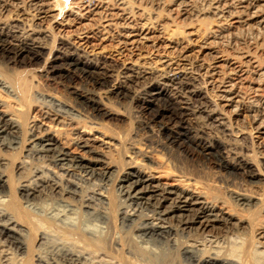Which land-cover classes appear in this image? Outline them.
I'll use <instances>...</instances> for the list:
<instances>
[{"label":"bare ground","instance_id":"1","mask_svg":"<svg viewBox=\"0 0 264 264\" xmlns=\"http://www.w3.org/2000/svg\"><path fill=\"white\" fill-rule=\"evenodd\" d=\"M193 1L177 3L178 9L186 11ZM209 2L213 14L221 18L227 14L231 23L220 21L216 28H206L192 58L190 39L176 29L168 31L169 21H154L156 12L149 8L154 0H0V9L27 4L34 17L76 26L80 34L91 33L95 40L115 43L131 53L148 46L158 51L162 44L169 51L183 49L176 61L167 52L159 59L168 69L178 65L183 71L180 77L160 74L157 82L135 92L120 79L108 80L80 58H69L67 68L56 62L48 65L44 77L51 82L59 79L73 104L46 94V102L40 101L42 120L24 114L26 92L14 89L0 74L1 89L14 96L17 105L10 108L0 96V264H185L182 252L201 261L209 258L211 263L264 264V199L230 184L224 189L227 198L222 197L195 169L202 164L219 171L227 162L214 137L206 138L201 125L188 122L187 117L198 112L213 122L217 112L205 102L194 104L199 93L190 81L196 78L186 72L187 67L198 71L205 84L217 87L218 98L233 105L237 114L246 111L252 129L264 133V52L225 57L211 40L235 24L259 19L264 23V0ZM29 49L27 42L10 45L0 38V59L7 63ZM206 54L215 60L210 62ZM160 80L188 92L184 105L171 103ZM113 97L136 103L139 127L147 133L145 140L167 156L166 168H152L146 162H152V145L144 151L132 145L124 166L113 165L109 154L120 148L119 139L93 126L102 125L104 118H116L104 101ZM74 111L87 118L88 130L79 128ZM57 127L62 140L53 134ZM25 143L28 147L14 175L12 160ZM234 149L233 167L250 181L256 173L247 168L249 160L242 150L246 146ZM258 164L263 168L264 158ZM82 207L91 212L84 214ZM52 231L60 241L51 237ZM232 237L241 239L240 248L231 246ZM156 242L172 249H152Z\"/></svg>","mask_w":264,"mask_h":264},{"label":"rangeland","instance_id":"2","mask_svg":"<svg viewBox=\"0 0 264 264\" xmlns=\"http://www.w3.org/2000/svg\"><path fill=\"white\" fill-rule=\"evenodd\" d=\"M69 1L70 0H68V3ZM157 1L158 0H154V4L149 5L150 10L153 8L151 11L156 12L153 18L154 21L159 22L161 19L165 22L169 21L168 24H170V26L168 25V31L176 29L178 34L185 36L184 38L187 40L190 39L193 48L190 53V57L192 58L196 56V50H198V45L204 37L202 34L206 28H216V26L220 24V21H223L227 25L231 23L229 21L230 17H226L227 14L221 18L219 15L213 14L212 10H209L210 0H195L189 2L191 5L187 6L186 11H181V8L178 9L179 6H177V3L178 5L181 3L182 6L187 0H163L164 3L160 4H157ZM23 4L24 3L18 5L19 8L18 6H12L10 11L0 9V38L6 40L10 45H19L23 42H27L30 49L29 52H24L17 61H10L7 63L0 59V74L14 87V89L22 88V90L26 92L24 108L22 107L26 116L35 115L38 120H42V105L40 101L46 102L48 99L45 97L46 94L72 106V96L66 93L64 88L58 83L59 79L51 82L47 81L44 77L48 65L56 62L63 64L65 66L64 68H67L65 63L71 57L80 58L85 62L91 63V65L94 66L93 68L104 73L105 78L108 80L120 79V81L125 84L126 88L132 92L139 90L143 86L157 82L160 74H165L167 76L166 78H168V76L170 78H177L183 73L180 68L178 69V65L173 64V69H168L162 64L161 60H159L162 55L167 52L169 58L171 57L170 59H173L172 61H176L177 58L175 57L177 55L179 56L183 52V49L179 48L178 50L176 49V51H173V49L169 51V49L162 44L158 51H154L152 47L148 46L144 47L141 52L135 51L131 53L126 50H121L115 43L108 45V43L99 42L90 35L91 33L80 34L75 30L76 26L61 25L51 18L40 19L39 17H34V13L26 6L27 4H25V6ZM262 15L264 17V11ZM169 19L172 21L176 19V21L174 20L170 23ZM260 20L261 19L251 24L232 25L226 31L217 32L211 40L216 42V46L219 49L218 51L225 57L240 55L241 53L243 54L249 51L253 54L261 55L263 54L262 52H264V23L259 22ZM194 29H199L197 35H186V31H194ZM262 56V58H264V54ZM206 57L210 62L215 60L213 55L206 54ZM164 59H168V57L166 56ZM151 67L154 69H151ZM186 70L189 76L196 78L190 81L192 90L199 93L198 99L200 100L197 102L193 100L194 104H198L200 101L205 102V104L208 105V109L217 112L216 119L213 122L207 121L204 114L199 112L194 116L189 115L187 117L189 120L188 122L191 123L192 126L201 125L204 131L202 135L206 138L214 137L219 146L218 149L222 152L227 162L225 168L219 171H216V169H209L202 164L200 166H195V169L197 168L198 171L200 170V175H202L203 180L205 179L204 181H206L207 185L210 184L209 186L214 187L217 191L219 189V193L222 197L227 198L224 189L226 184H230L231 186H240L264 199V167L262 168L258 164L264 158V133L252 129L246 111H241L237 114L236 111H234L235 107L233 105H227L226 101L218 98L217 95L219 91L217 87L205 84L202 77L198 76V71L196 72L190 67H187ZM73 79L75 83L77 82L76 84L80 83V79L76 76L73 77ZM160 81L159 85L167 89L169 94L168 99L171 103L176 107L184 105L182 102L184 98L187 97L188 92L177 88V84L173 82H167L168 85L166 86L164 80ZM178 89L180 91H177ZM0 96L6 101L8 106H11L10 108L13 109L17 106L15 104V97L8 95L1 87ZM111 100L112 101H108L104 99L106 102L105 105L108 109L117 113L116 118H104L100 121L102 125L93 124V126L98 128L99 131L106 133V135L115 136L119 139L121 143L120 148L116 151H112L111 155L109 154L110 158L113 160V165H117L119 168L124 166V160L132 145L139 147L142 151L145 149L149 150L147 145H152V151L150 153L152 162L149 160L146 162H148L152 168L161 165V168H166L168 163L167 156L159 149H156L159 147H155L145 140L147 133L144 129L139 127L140 112L137 110L138 107L135 105L136 103L123 98L118 99V101L113 97ZM74 113L75 118L79 121V128L81 130H88L86 126L90 124L87 118L83 116L81 112L76 113V111H74ZM205 122L208 123L206 124ZM58 132V127L57 129H53L54 136L56 138L58 137V140H62ZM28 136V133L24 132V138H28ZM155 137L156 136H154V138ZM245 146L246 149L242 150L249 160L247 168L256 173L250 181H247V179L243 177V172L235 169L232 163V156H234V152L236 151L234 148H244ZM27 147L28 144L25 143L23 150L15 156L16 159L13 158L12 160L11 169L14 175L16 174L15 166L19 160H22L25 154V148L27 149ZM71 151L74 152L75 148H71ZM137 162L144 163V160L138 159ZM13 190L16 191V186L13 187ZM78 199L79 198H76V200ZM78 201L76 202L78 203ZM81 210L84 214L91 212V209L85 207H82ZM92 218H95V216H92ZM97 219L100 218L97 217ZM57 222L58 224L60 223L59 221ZM96 222L100 223L98 220ZM60 224L62 225V223ZM55 234L58 237H56ZM51 237L56 238L53 239L57 241L61 239V237L54 232ZM232 238L230 242L231 246H234L236 249L240 248L241 239ZM150 247L160 252L172 249L170 245L158 242H156L155 245H150ZM180 255L185 264H228L223 260L211 263L208 262L209 258H207L208 261H201L199 257H190L189 254L183 252ZM232 264L237 263L235 262Z\"/></svg>","mask_w":264,"mask_h":264}]
</instances>
